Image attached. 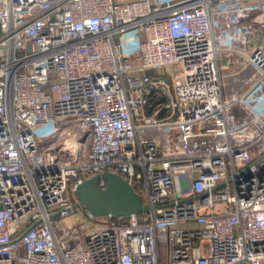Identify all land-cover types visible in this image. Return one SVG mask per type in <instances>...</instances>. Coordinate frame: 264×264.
<instances>
[{
	"label": "built area",
	"instance_id": "1",
	"mask_svg": "<svg viewBox=\"0 0 264 264\" xmlns=\"http://www.w3.org/2000/svg\"><path fill=\"white\" fill-rule=\"evenodd\" d=\"M227 1L0 0V264H264V51L220 46ZM104 173L148 210L74 208Z\"/></svg>",
	"mask_w": 264,
	"mask_h": 264
},
{
	"label": "water",
	"instance_id": "2",
	"mask_svg": "<svg viewBox=\"0 0 264 264\" xmlns=\"http://www.w3.org/2000/svg\"><path fill=\"white\" fill-rule=\"evenodd\" d=\"M105 181L106 188L100 187ZM78 202L74 208L84 207L94 217H129L148 210L141 196L120 175L104 173L92 176L79 184L75 190Z\"/></svg>",
	"mask_w": 264,
	"mask_h": 264
},
{
	"label": "rangeland",
	"instance_id": "3",
	"mask_svg": "<svg viewBox=\"0 0 264 264\" xmlns=\"http://www.w3.org/2000/svg\"><path fill=\"white\" fill-rule=\"evenodd\" d=\"M218 10L215 27L221 47L245 49L247 52L260 48L264 51V10L245 13L241 10L240 0H229ZM72 196L77 203L76 195L72 193ZM80 221L76 219L77 223ZM205 251L208 252V246H205ZM166 260L163 251L162 264H166Z\"/></svg>",
	"mask_w": 264,
	"mask_h": 264
},
{
	"label": "crops",
	"instance_id": "4",
	"mask_svg": "<svg viewBox=\"0 0 264 264\" xmlns=\"http://www.w3.org/2000/svg\"><path fill=\"white\" fill-rule=\"evenodd\" d=\"M245 50V49H244Z\"/></svg>",
	"mask_w": 264,
	"mask_h": 264
},
{
	"label": "trees",
	"instance_id": "5",
	"mask_svg": "<svg viewBox=\"0 0 264 264\" xmlns=\"http://www.w3.org/2000/svg\"><path fill=\"white\" fill-rule=\"evenodd\" d=\"M84 208V207H83Z\"/></svg>",
	"mask_w": 264,
	"mask_h": 264
}]
</instances>
